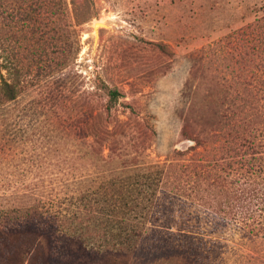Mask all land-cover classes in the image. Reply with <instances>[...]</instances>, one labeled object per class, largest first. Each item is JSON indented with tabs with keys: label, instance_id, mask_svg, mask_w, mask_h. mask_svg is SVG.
I'll use <instances>...</instances> for the list:
<instances>
[{
	"label": "rangeland",
	"instance_id": "rangeland-1",
	"mask_svg": "<svg viewBox=\"0 0 264 264\" xmlns=\"http://www.w3.org/2000/svg\"><path fill=\"white\" fill-rule=\"evenodd\" d=\"M57 1L0 0V81L15 78L17 68L27 79L17 99L0 104V221L27 228L21 210L43 213L42 222L56 229L44 240L46 264H98L120 236L126 240L131 223L143 230L130 233L132 264H264V234L190 199L159 188L152 203L115 216L102 188L115 176L157 171L175 149L192 144L181 129L193 72L208 50L222 57L244 45L245 32L255 33L249 48L260 43L264 0ZM96 22L106 26L94 43ZM54 26L75 33L78 54L35 81L36 41L42 33L47 51ZM106 85L121 93L114 105ZM111 146L126 156L141 153L146 165L129 172L97 166ZM82 219L99 230L81 237L86 247L65 233L86 225Z\"/></svg>",
	"mask_w": 264,
	"mask_h": 264
},
{
	"label": "trees",
	"instance_id": "trees-1",
	"mask_svg": "<svg viewBox=\"0 0 264 264\" xmlns=\"http://www.w3.org/2000/svg\"><path fill=\"white\" fill-rule=\"evenodd\" d=\"M63 1L54 5H63ZM71 2L75 4L74 0ZM59 12L54 9L53 14ZM61 12L64 15V8ZM260 26L264 29V22ZM74 34L69 28L60 32L54 26L46 39L49 49L45 51L41 50L44 36L41 33L34 50L38 59L35 81L62 70L77 56L80 44ZM254 36V31L245 32L244 45L235 46V51H227L222 57L208 50L206 60L193 72L194 89L181 129L183 140L192 142L191 145L175 149L169 163L157 171L147 167L143 175L115 176L116 180L109 182L111 188L107 183L102 186L103 197L111 193L106 199L114 203L115 216L124 212L123 208L136 210L141 201L146 200L142 206L152 203L157 190L164 188L239 223L254 235L264 234V36L258 45L249 48ZM22 70L17 68L11 81H0V104L17 99L25 89L27 79ZM105 88L110 104L114 105L120 91L107 85ZM140 156L141 153L126 156L111 146L97 166L109 164L129 172L146 165ZM21 211L27 213L24 216L30 222L27 228L0 221V264H46L49 252L44 240L51 238L56 229L42 222L45 216L37 209ZM95 212L92 205L86 208L85 215L92 219ZM80 224L78 231L72 228L73 233L69 230L65 233L86 247L81 237L93 232L97 235L99 230L91 231L96 223ZM140 225L131 223V232L123 235L126 240L120 236L113 244L115 247L105 250L107 257L98 264L134 263L137 249L131 234L133 231L140 237L143 234L142 229L137 230ZM56 226L61 227L60 222Z\"/></svg>",
	"mask_w": 264,
	"mask_h": 264
},
{
	"label": "water",
	"instance_id": "water-1",
	"mask_svg": "<svg viewBox=\"0 0 264 264\" xmlns=\"http://www.w3.org/2000/svg\"><path fill=\"white\" fill-rule=\"evenodd\" d=\"M100 25L101 26H106V23L102 24L101 22H96L94 24V43L97 41L98 34H99V31H100Z\"/></svg>",
	"mask_w": 264,
	"mask_h": 264
}]
</instances>
